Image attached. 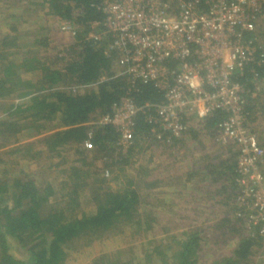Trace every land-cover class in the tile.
I'll list each match as a JSON object with an SVG mask.
<instances>
[{
  "label": "trees",
  "instance_id": "trees-1",
  "mask_svg": "<svg viewBox=\"0 0 264 264\" xmlns=\"http://www.w3.org/2000/svg\"><path fill=\"white\" fill-rule=\"evenodd\" d=\"M102 1L29 0V7H39L75 25L76 36L68 46L50 42L48 33L21 45V35L13 34L18 31L15 24H9L10 32L0 37V264H72L74 253L90 247L88 253H93L94 245L117 231L128 232L127 241L132 244L120 248L127 256L107 257L112 253L107 251L94 257L92 264H264V260L257 262L264 246L259 229L248 228L247 220L236 216L238 208L209 226L214 238L203 227L187 225L178 234L176 228L160 224L156 207L151 210L146 205L156 194L152 187L161 181H151L147 171L138 176L126 172L136 155L148 149L145 141L155 125L147 121V114L136 115L134 142L127 151L118 150L115 128L89 124L125 96L137 105L157 104L164 98L153 82L143 83L121 73L118 52L109 50L106 40L89 37L92 23L104 19L99 8ZM259 37L264 51V21ZM244 73L243 81L250 88L254 73L261 82L264 59ZM263 106L262 101L248 99V120ZM226 116L217 111L200 122L215 138L216 126ZM187 128L180 139L164 145L178 151L187 148L186 140L197 134ZM88 141L92 147L86 146ZM43 148L58 156L67 150L74 153L72 160L66 159L68 167L61 166L64 170L58 182H41L26 172L25 164L8 160L10 154L34 159ZM224 153L226 159L204 160L205 164L190 171L189 178L199 176L200 183L211 179L218 193L232 191L228 201H235L239 191L235 154ZM234 239L231 256H219L220 246ZM206 242H213L217 250L211 260H203ZM12 243L23 249L21 257Z\"/></svg>",
  "mask_w": 264,
  "mask_h": 264
},
{
  "label": "built area",
  "instance_id": "built-area-1",
  "mask_svg": "<svg viewBox=\"0 0 264 264\" xmlns=\"http://www.w3.org/2000/svg\"><path fill=\"white\" fill-rule=\"evenodd\" d=\"M99 8L104 19L92 23L89 37L106 40L107 48L118 52L121 73L153 82L164 98L137 105L125 96L89 124L115 128L118 150L127 151L139 112L155 125V139L168 144L184 135L193 118L225 112L215 140L235 154V200L243 205L236 216L245 218L248 228H258L264 240V146L246 112L249 97L261 93L260 79L254 73L252 88L243 81L247 68L264 59L259 37L264 0H103ZM58 27L76 36L71 21L58 19ZM259 260H264V246Z\"/></svg>",
  "mask_w": 264,
  "mask_h": 264
},
{
  "label": "rangeland",
  "instance_id": "rangeland-1",
  "mask_svg": "<svg viewBox=\"0 0 264 264\" xmlns=\"http://www.w3.org/2000/svg\"><path fill=\"white\" fill-rule=\"evenodd\" d=\"M29 3V0H0V37L10 32L9 24H15L20 29L17 34L23 35L18 40L21 45L26 41L32 42L35 35L44 33H48L50 42L55 44L61 43L62 46H68L73 42L71 35L60 31L56 18L51 17L45 10H40L39 7H29ZM258 90L263 92L264 79L259 81ZM261 98L264 102V96ZM255 115L259 118L257 119ZM200 121L195 118L189 121L187 130L191 128L197 134L189 136L186 140L187 148L183 147L179 151L176 147L164 145L163 142L156 140L153 135L147 137L144 146H148V149L136 155L133 164L127 166L126 172L130 176H138L147 171V177L151 181L159 179L163 183L159 182V185L152 187V191L156 194L153 196L154 200L152 198L147 200L148 205H146L147 207L151 206V210H154L153 205L156 207L154 211H156V217L158 215V219H160V224L176 228L178 234L187 225L193 228L203 227L209 230L208 237L214 238L215 235L209 226L222 220L225 216L233 215V212L237 208L241 210L243 205L236 200L228 201L232 191L226 195L218 193L219 187H217L218 185L213 186L211 179L205 178V181L200 183L198 182L199 176L189 178L190 171H195L196 167L199 168L205 164L204 160L218 162L222 158L226 159L227 156L223 157L219 153L220 150L229 154L227 148H230L231 153L229 155L234 154L230 146L218 143L211 131L208 133ZM249 126L258 134L259 140H262L259 128H264V106L257 109L253 119L249 121ZM155 140L156 142H154ZM40 146L41 144L37 148ZM150 155L152 156L151 159ZM216 155L217 157L213 159ZM73 158L74 153L71 150L64 151L58 156L55 153H49L46 148L41 149L40 155L34 159L29 155L25 158L19 154L8 155V160L20 161V164H25L26 172L37 177L41 182H55V179L58 182L60 174L64 170L61 166L68 167L66 159L72 160ZM141 166H143L142 169H140ZM107 178H111V175ZM238 224L235 223L237 228L239 227ZM127 234L123 235L118 231L115 234L110 233L107 236L110 238L103 237L99 243L94 245L93 253H88L91 247L89 250L87 248L86 251L81 249L76 254L74 253L73 260L70 261L72 264H92L94 257L107 251L112 252L107 257L125 258L127 253L124 249L130 248L129 246L132 244V242L127 241ZM217 236H219L218 233ZM140 240L143 241L142 238ZM235 242L236 239L227 241L220 246L218 252L215 251L219 256L225 255L228 258L235 248ZM120 248L124 249L121 250ZM12 249L19 257L24 252L15 243H12ZM215 251L213 242L204 243L203 260L213 259Z\"/></svg>",
  "mask_w": 264,
  "mask_h": 264
},
{
  "label": "crops",
  "instance_id": "crops-1",
  "mask_svg": "<svg viewBox=\"0 0 264 264\" xmlns=\"http://www.w3.org/2000/svg\"><path fill=\"white\" fill-rule=\"evenodd\" d=\"M20 29H18V31H19ZM18 31H16V32H13V34L14 35H17V32ZM19 35H21V34H19ZM21 36H23V35H21ZM253 95H254V93H253ZM262 96H264L262 93H260L257 97H255L254 98V101L255 102H257V101H263V98H261ZM250 99V98H249ZM255 116H257V115H255ZM259 118V116H257V119ZM259 131H260V133L262 134V140H260L261 141V143L264 145V128H259ZM220 154H222V156L224 157V151H222V150H220V152H219Z\"/></svg>",
  "mask_w": 264,
  "mask_h": 264
}]
</instances>
